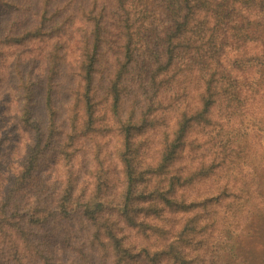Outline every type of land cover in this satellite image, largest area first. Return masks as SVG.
<instances>
[{
	"label": "trees",
	"instance_id": "1",
	"mask_svg": "<svg viewBox=\"0 0 264 264\" xmlns=\"http://www.w3.org/2000/svg\"><path fill=\"white\" fill-rule=\"evenodd\" d=\"M260 90L264 0H0V264H264Z\"/></svg>",
	"mask_w": 264,
	"mask_h": 264
},
{
	"label": "rangeland",
	"instance_id": "2",
	"mask_svg": "<svg viewBox=\"0 0 264 264\" xmlns=\"http://www.w3.org/2000/svg\"><path fill=\"white\" fill-rule=\"evenodd\" d=\"M255 47V46H254ZM260 51V49H258V52ZM249 77V76H248ZM260 89V87L258 88ZM260 94L263 95L264 97V92H262V90H260ZM255 102V101H254ZM256 104V103H254ZM252 104V105H254ZM260 108L263 109L264 111V99L260 100ZM258 104V105H260ZM257 105V106H258ZM261 123L260 125H264V120L263 121H255L253 123H255V125ZM264 145V144H263ZM259 159H246L241 157V159H239V161H237L234 164H230L228 165L227 169L225 170L224 174H222L220 176V179L216 180H211V181H207L206 183L202 184L201 186L198 187L199 191L198 192H194V195H201L206 193V196H213L214 194L217 193V191H219L221 189V183H224L226 180H234V179H246L249 180L253 177V174L255 173V169L254 166L252 165H258ZM258 170V169H257ZM234 178V179H233ZM230 203V202H229ZM229 206H227L226 202H221L218 205V209L221 213V216H224V212L226 211V223L224 224L225 227V233L224 236L226 237V235L229 237L231 233H233L232 237H234L237 234V231H235L234 227H230V223L228 222L229 218L231 217V212L229 210ZM231 237V240H232Z\"/></svg>",
	"mask_w": 264,
	"mask_h": 264
}]
</instances>
